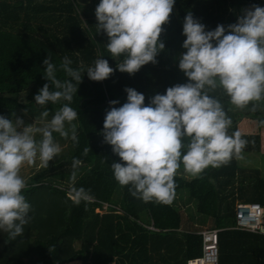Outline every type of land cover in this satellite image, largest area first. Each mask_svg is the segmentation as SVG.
I'll use <instances>...</instances> for the list:
<instances>
[{"label":"trees","instance_id":"trees-1","mask_svg":"<svg viewBox=\"0 0 264 264\" xmlns=\"http://www.w3.org/2000/svg\"><path fill=\"white\" fill-rule=\"evenodd\" d=\"M252 4L264 7V0H176L170 22L163 26L165 32L161 40L165 50L156 57V64L142 66L131 76L116 70L100 82L89 80L86 72L83 74L71 103L78 113L75 123L79 143L69 140L71 154L65 162L30 174L29 188L24 193L31 204L34 193L47 188L58 200H66V208L56 211L52 224L48 225L51 228L44 226L47 234L39 232L31 243L21 236L5 243L7 234L0 231V264H10L11 253L12 264H19L18 256L15 257L22 256L17 252L19 244L32 249L31 264L73 261L81 264H187L188 259L201 254L202 237L198 231L207 221L211 228L221 229L218 264H264V233L233 228L237 198L258 202L264 207V179L259 178L256 183L248 181V173L239 169L237 158L226 166L206 168L198 178L184 173L181 168L175 177V197L171 204L145 203L132 197L127 187H121L114 180L110 164L119 161V157L112 153L111 146L102 143L103 139L93 142V138L102 136L100 130L106 110L126 102L125 87L143 93L147 104L154 94H163L167 87L186 82L187 78L178 68L177 57L185 51L181 47L185 39L182 26L188 12L205 25V30H212L217 24L235 23L242 10ZM95 23V15L88 13L77 0H0V115L14 119L27 109V115L34 122L40 119L43 110L35 104L34 95L47 83L42 75V62L47 56L57 66V76L62 80L67 78L59 68L65 56L72 61L71 67L77 68L81 64L90 66L103 55L115 68L118 58L108 56L107 37L95 34ZM23 91H27L25 102L17 96ZM212 95L220 99L227 114L230 113L233 123L229 134L240 132L241 122L238 121L242 114L247 120H264V100L253 102L258 105L255 112L250 110L251 104L232 112L229 105H233L222 91L217 90ZM110 100L119 103L109 105ZM62 103L46 107L50 112L59 109ZM240 133L242 139L249 141L244 149L258 150L259 134ZM86 147L90 150L83 155ZM74 159L80 161L75 168ZM253 170L259 173L258 169ZM73 171L74 182L71 180ZM62 177L68 183L56 184ZM32 184L37 186L31 187ZM73 186L84 189L85 198L79 205L69 198ZM183 190L196 202L198 217L193 223L184 222L177 204L176 198ZM104 204H108L107 211L100 214L97 210ZM194 223L197 227L180 230L181 226H194ZM69 238L79 242V247L64 257L61 243ZM49 248L54 250L50 252Z\"/></svg>","mask_w":264,"mask_h":264},{"label":"clouds","instance_id":"clouds-1","mask_svg":"<svg viewBox=\"0 0 264 264\" xmlns=\"http://www.w3.org/2000/svg\"><path fill=\"white\" fill-rule=\"evenodd\" d=\"M176 0H99L95 6V34L107 37L108 56L118 58L115 68L103 55L92 65L71 67L65 56L59 66L67 78L59 79L57 66L47 56L43 60V78L47 81L34 95L46 122L40 126L0 115V231L7 234L5 243L24 233L32 206L25 196L29 183L21 175L23 166L48 169L62 149L55 134L78 144L77 111L71 106L78 85L86 72L91 81L108 79L118 70L130 76L142 66L156 64L165 50L161 35L170 22ZM178 68L187 78L156 93L145 104V96L125 87L126 102L109 107L100 130L102 143L111 146L119 161L110 168L114 180L127 187L129 194L145 203L171 204L175 197V177L183 169L198 178L208 167L228 165L242 158L249 143L242 134H229L232 119L217 90L228 97L237 109L250 104L255 112L264 100V7L252 4L242 10L236 22L217 24L212 30L191 12L183 19ZM62 106L49 117L48 104ZM109 105L119 101L110 100ZM27 114V109L23 110ZM14 115V114H13ZM264 125V120L259 121ZM67 125V127H66ZM39 136V139H37ZM89 147L83 151L87 155ZM106 163V158H104ZM80 161L74 159L75 168ZM76 179L75 171L71 180ZM37 185L32 184L31 187ZM79 205L84 189L72 187L69 197ZM49 248V251H53Z\"/></svg>","mask_w":264,"mask_h":264},{"label":"rangeland","instance_id":"rangeland-1","mask_svg":"<svg viewBox=\"0 0 264 264\" xmlns=\"http://www.w3.org/2000/svg\"><path fill=\"white\" fill-rule=\"evenodd\" d=\"M38 1H41V0H38ZM77 1L81 3L85 7V10L91 15H94L95 6L99 3V0H77ZM26 92L27 91H23L17 95L20 101L25 102V99L27 97ZM57 110L58 108L51 109L49 112V117L47 119H51V116ZM229 110L232 112L233 111L238 112L237 108H235L234 106L231 107L230 105H229ZM15 117H22L26 124L32 123V122L35 124L32 118L29 117L27 114H25L24 111L18 113ZM241 117L242 119L238 121V122H241L239 123L240 132L257 133L261 137V142L259 143L258 150L253 151L255 150L253 149V150L248 151L244 149L242 151V158H239L237 161L239 165L238 166L239 169H243L245 170V172L248 173V176H247L248 181H252V183H256V181L259 178L264 179V127H262L261 124L259 123V118H256V119L248 118L247 120L246 119L247 116L245 114H242ZM42 123H39L36 126H40ZM75 124L77 125V128H78V124L77 123ZM54 136H55L56 142L60 145L62 151L60 155L55 159V161L50 162L51 163L50 165L59 163V162L60 163L65 162L71 154V147L69 145L70 139H67V140L63 139L59 136V134H55V133H54ZM101 139H103V137L101 135L100 136L98 135L95 138H93V142L100 141ZM253 169H258L259 173L257 174ZM36 170L37 168L35 166L30 167V166L25 165L21 169V175L25 177L26 179H28L30 174H32ZM63 177L65 178V176ZM62 178H60V180L57 181L58 183L56 184L68 183L66 179L64 178L62 179ZM33 197L34 199H33V202L31 203L32 210L29 213V216L31 217V219L29 220V223L24 226V233L21 236L25 240L28 239V241H30L29 243H31V240L39 236L38 235L39 232L43 231L45 232V234H47L46 232L48 229H44V226L48 227V225L52 224L54 213H56V211L58 210L62 211V209H65L67 205L65 202L66 200H61V201L58 200L57 195L52 194L47 188H44V187L41 188L39 192L34 193ZM178 197H181V198H178ZM28 198H30V196H28ZM39 199H42V200H39ZM59 199H63V198L59 196ZM177 199H178L177 204L180 207L179 209L181 211L182 219L184 220V222L185 220L187 221L190 220V223L195 222L196 218L198 217V214L196 212V207H195L196 206L195 200L190 199L188 197V193L186 190H183L181 196H177L176 200ZM188 201L191 202L190 203L191 205L187 204ZM235 202H245V201L243 199L237 198ZM57 204H61L63 205V207L57 206ZM99 213L102 214L103 212H99ZM47 214H49V216H48L47 224H46L45 219L47 218ZM263 218H264V214H263ZM195 227L197 226H193V225L190 226V228H195ZM206 227H210L209 221H207L203 226H200L199 230L206 228ZM48 228H51V227H48ZM64 240L65 242L63 241L61 243V253L64 257H68L72 254L74 249L79 247V242H77L73 238L64 239ZM18 247L19 249H17V252L22 253L21 257L19 256V254L15 256V257L18 256L17 258L18 263L19 264H31L32 262L29 256H32V251H31L32 249L27 247V245H23V244H19ZM9 261H10V264H12V253L10 254ZM77 264H81V262L78 261Z\"/></svg>","mask_w":264,"mask_h":264},{"label":"built area","instance_id":"built-area-1","mask_svg":"<svg viewBox=\"0 0 264 264\" xmlns=\"http://www.w3.org/2000/svg\"><path fill=\"white\" fill-rule=\"evenodd\" d=\"M108 204H104L99 212H106ZM264 207L258 202H236L235 224L233 228L259 232L264 225ZM150 228H152L150 226ZM220 228L206 227L198 231L202 237L201 254L187 260V264H218V233ZM109 264H114L113 262Z\"/></svg>","mask_w":264,"mask_h":264},{"label":"crops","instance_id":"crops-1","mask_svg":"<svg viewBox=\"0 0 264 264\" xmlns=\"http://www.w3.org/2000/svg\"><path fill=\"white\" fill-rule=\"evenodd\" d=\"M40 113H42V111H40ZM47 119V118H46ZM42 122H46L45 118H42L41 114H40V119L38 121H35V125L39 124V123H42ZM70 197V196H69ZM39 200H42V199H39ZM178 200V199H177ZM194 226H196V224L194 223ZM184 228H190V226H181V229H184ZM193 229V228H192ZM262 233H264V226H263V229L260 231ZM26 241V240H25ZM78 261H73V262H69L67 264H72V263H77Z\"/></svg>","mask_w":264,"mask_h":264},{"label":"water","instance_id":"water-1","mask_svg":"<svg viewBox=\"0 0 264 264\" xmlns=\"http://www.w3.org/2000/svg\"><path fill=\"white\" fill-rule=\"evenodd\" d=\"M115 59H117V58H115Z\"/></svg>","mask_w":264,"mask_h":264}]
</instances>
